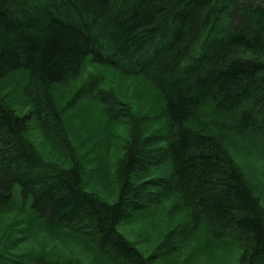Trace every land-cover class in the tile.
<instances>
[{"label": "trees", "instance_id": "obj_1", "mask_svg": "<svg viewBox=\"0 0 264 264\" xmlns=\"http://www.w3.org/2000/svg\"><path fill=\"white\" fill-rule=\"evenodd\" d=\"M248 51L264 53V0H0V86L9 74H28L24 95L45 137L43 122L65 140L52 91L80 76L88 59L150 82L171 125L155 148L131 131L118 201L109 203L85 190L80 166L44 161L27 138L32 116L0 95V204L18 195L46 223L81 224L113 261L152 264L155 256L145 257L119 226L174 197L191 218L174 234L188 237L207 222L215 237H240L239 264H264L260 200L218 139L192 125L208 102L236 107L241 127L264 134V60L243 57ZM96 98L117 101L104 91ZM122 113L133 118L126 106ZM164 163L170 172L153 175Z\"/></svg>", "mask_w": 264, "mask_h": 264}, {"label": "rangeland", "instance_id": "obj_2", "mask_svg": "<svg viewBox=\"0 0 264 264\" xmlns=\"http://www.w3.org/2000/svg\"><path fill=\"white\" fill-rule=\"evenodd\" d=\"M244 56L264 60V53L248 51ZM27 78L26 72L9 74L0 86V95L11 108L19 115L32 116L27 138L44 161L64 168L80 166L86 191L109 203L117 202L118 164L126 155L131 131L146 144L152 142L149 147L155 148L163 144L165 133L171 130L161 93L141 77L126 76L88 59L80 76L54 86L52 91L65 140L71 146L67 152L65 140L45 122L47 136L42 133L33 102L24 95ZM91 81L96 83V89L89 92L85 87ZM99 91L113 94L117 101L112 99L109 106L102 104L96 98ZM125 106L133 118L122 115ZM236 110L207 102L192 125L218 139L260 200L264 214V134L241 127ZM169 172L170 165L164 163L155 167L152 174ZM175 202L173 197L135 212L132 219L119 226L120 233L145 257L155 256L152 264L240 263L242 243L232 231L215 237L204 222L188 237L174 234L179 227L191 223L190 210L177 209ZM21 205L18 195L8 205L0 204V264H20L17 260L23 264H124L100 251L81 224L64 228L46 223L27 205Z\"/></svg>", "mask_w": 264, "mask_h": 264}]
</instances>
